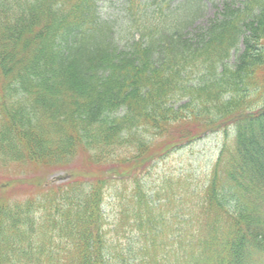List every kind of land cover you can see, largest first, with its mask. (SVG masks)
<instances>
[{
	"label": "trees",
	"instance_id": "obj_1",
	"mask_svg": "<svg viewBox=\"0 0 264 264\" xmlns=\"http://www.w3.org/2000/svg\"><path fill=\"white\" fill-rule=\"evenodd\" d=\"M221 4L200 22L207 0H0V163L83 150L105 168L72 177L40 213L1 195L0 264H264V0ZM229 125L235 148L179 226L182 251L160 240L130 262L108 237L107 188L141 187L170 149Z\"/></svg>",
	"mask_w": 264,
	"mask_h": 264
},
{
	"label": "rangeland",
	"instance_id": "obj_2",
	"mask_svg": "<svg viewBox=\"0 0 264 264\" xmlns=\"http://www.w3.org/2000/svg\"><path fill=\"white\" fill-rule=\"evenodd\" d=\"M221 2L222 0H207L206 8H202L204 14L200 22L213 17L217 10L215 5L221 7ZM110 3L99 2L100 10L108 15L115 14L117 11L114 9L119 3L116 5ZM236 56V52L233 51L232 63ZM148 135L152 139L151 134ZM235 137L236 127H230L228 130L211 133L200 139L196 138L192 143L174 149L168 157L157 160L139 178L141 187H136L134 181L124 180L113 181L110 184L104 202L108 237L115 244L119 243L127 252H131L127 254L130 262L134 261V257L137 259L144 253L143 247L149 245L153 248L151 244L160 240H166L173 252L182 251L178 245V241L183 237L177 234L180 232L179 226L184 227L188 232L185 221L188 222L190 219L194 221L197 218V213L191 210L201 207L203 194L209 185L218 155L226 145L229 149L235 148ZM10 144L12 145L11 141ZM158 144H160L158 147H161L165 142L158 141ZM3 155L4 153L0 151V156ZM102 155L104 159L115 158L100 151L96 157ZM93 156L95 153L89 154L81 150L72 161L65 164L49 163V159L46 163L37 161L35 163L30 157L17 161V158L10 157L7 160L11 162L0 163V184L6 186L5 199L24 204L26 200L34 198L37 213H40L43 210V205L40 204L42 199L50 204L54 202L55 197L70 193L59 190L55 192L59 187L70 188L67 183L63 184L64 179H55L58 176L62 177L64 173L58 174L59 172L64 169L74 170L77 173L73 174V180L84 181L86 178L84 171L102 173L105 170L103 167L99 169L98 165L92 163ZM124 167L128 168L129 165L126 164ZM78 184L84 191L85 183ZM140 194L143 195L141 206L137 202L141 197ZM198 203L199 206L196 207ZM149 217L154 220H147ZM148 221L158 225L163 224L164 230L152 232V224ZM148 240L153 242L148 243Z\"/></svg>",
	"mask_w": 264,
	"mask_h": 264
}]
</instances>
